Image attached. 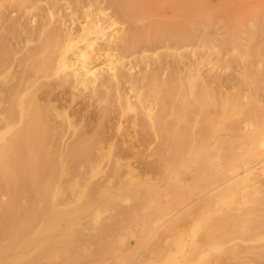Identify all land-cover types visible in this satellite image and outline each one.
<instances>
[{
	"label": "rangeland",
	"instance_id": "obj_1",
	"mask_svg": "<svg viewBox=\"0 0 264 264\" xmlns=\"http://www.w3.org/2000/svg\"><path fill=\"white\" fill-rule=\"evenodd\" d=\"M112 1L0 0V88L11 85L12 79L16 76L17 78L15 79L21 77L27 79L28 86H31L33 90L37 87L39 89V84L45 83L48 85L39 90L38 93L44 89L50 91L51 87L49 84L55 83V76L52 73L50 76L45 75L39 71V67L49 59L50 61L55 59L57 53L63 47V41L67 33L76 35L79 32L81 24L84 21L90 20L93 16L100 18L101 23L107 18H111V20L116 19L117 27H114H125L128 36L135 32L150 37L151 42L149 44L144 41L133 49L126 51L127 53H122L123 55L118 51H115L113 54L119 58L124 56L122 62L127 65V69L132 68L133 75L135 74V77L141 79V84L137 86L144 87L143 89L141 88V93L147 97V100L150 99V105L154 108L153 112L163 118L165 116V121L174 122L182 126L185 124L184 119L182 116L176 117L175 115V111L178 112L182 104V98L180 97L184 96L190 101L192 100V108L187 112L189 113L187 114L188 132L194 139H200L202 134L200 126L203 125V121L213 120L214 132H211L207 137L209 140L207 145H210V148H203L199 142H196L194 143L196 147L192 146L189 149H185L182 153V158L173 166H169L162 161H155L157 164L149 162L144 158V155L146 153L153 154L154 152L152 151L157 149L161 144V140L157 138L155 131L147 128H144V131H142L141 127L138 128L136 126L137 137L141 140L137 142L138 145L135 142L139 147V149L135 150L138 152V155H136V158L123 161L124 163L122 162V166L119 167L120 175L118 174L119 177L117 178H108L115 169L111 165V162L107 161L108 158L97 161L96 158L87 160L84 157H79L75 159L76 161L59 163L55 167L57 173L54 172V176L50 181L48 180V183L44 180L43 185L40 187L41 189L36 188L37 192L30 189L20 191L22 193L17 198L18 203H16L15 207L17 206V209L23 212L28 209L31 199L34 196H38L43 187L45 188V184L50 185L47 187L48 192H51V199L47 201L48 203L42 204L44 210L42 218L33 226V231L30 235L33 237V241L26 247L18 244L14 238L13 231L6 227L4 223L7 207L14 203L11 196L13 194L12 188L7 187L5 181H2L0 184V200H2L0 201V264H45V262L46 264H214V223H226L225 217L231 213L236 218V222L245 221L248 227L252 226V229L243 230L244 226L241 223L233 222L234 226H236L234 229L236 232L239 230L241 238L234 235L227 237L219 236L215 238V243L222 244V252H227L228 250L231 252L234 248L241 247L242 251H240L236 259L231 261H237L238 264H264V183H262V181L264 182V175L260 172L261 170L255 171L258 183L248 187L246 192L243 193L244 196L241 192H235L234 196H231V200H229L233 201V203L228 201V205L222 202L218 204V199L216 198L215 207H211V212L207 209V206L213 198L210 193L207 194L209 188L205 187L204 178L202 179L201 175H198L199 170L204 169V167L200 166V162L206 161L208 169L214 166V170L220 169L222 171L226 167V158L236 155V153L240 154H237L238 158L241 157L239 162L235 163V166L238 165L236 169H239H237V172H243L248 168V165L249 167L255 166L256 168L261 165V163H258L263 155L260 157L256 156V158L250 156V153L247 152L249 147L247 138L257 133L264 136V0H135L136 4L145 5L146 8H143L144 10L138 14L137 19H126L135 25V27H132L133 30L130 31L128 30V24L122 22V25L121 20L117 19L120 15ZM179 7L185 9L181 10ZM170 25H174L172 27L173 35H176L177 29L178 31L186 30V38L179 39V37L168 35L167 29L170 28ZM138 27L139 29L137 30L136 28ZM5 57H8L10 63H12L11 70L9 69L7 72H4L2 68V62ZM71 57L73 56L71 55ZM102 60L103 57L96 60V62L99 63ZM122 71L126 72L127 70L122 69ZM174 71L179 77V81L182 80L186 84V88L184 89V94L181 92L182 87L181 90L177 89L178 93H181L180 97L177 96V93H175L177 97L173 96L176 99L174 102L175 109L177 108L173 112L171 106L161 103L162 99H160V95L163 93L164 86H161L159 81H163L168 76V73ZM149 76L155 77L157 81L159 80L156 85H148V80L143 82L144 84L142 83L143 78ZM14 82L16 80H13ZM189 82L192 83V86L195 85V95L190 92ZM129 88V83L122 82L120 86L121 93L126 94L130 92L128 91ZM201 89L206 96L198 94ZM87 93L89 92H86V95H88ZM53 96L58 99L54 104L58 112L60 111L59 113H64L67 110L68 114H73L72 109H75L76 106L66 107L65 101L59 98V96L67 97L63 94L61 88L53 91ZM218 96L221 98H217ZM219 101L220 104H218ZM231 102L232 104H230ZM225 103L226 106H224ZM203 104H206L207 107ZM158 105L164 110H161ZM7 106L6 104H2L0 109H4ZM251 106L255 110H252ZM99 107L101 108L102 105ZM109 107H107L108 111L105 112L102 119L99 116L102 115L101 111L94 105L78 110V113L73 117V128L64 127L59 130L60 134L56 137L57 144L52 149V154H56V156L64 155L66 153V146H63V144H67L75 138L76 134L72 136L74 132L79 133V131L86 130L88 131V136L100 137L107 134V132L108 134L119 135L124 130H132L130 122L136 114L138 115L139 109L121 117L113 112V108ZM258 107L261 109L259 110L260 112L258 111ZM138 108L140 107L138 106ZM197 109L199 112H197ZM159 110L161 111L159 112ZM226 110L229 111L227 112ZM194 113H196V116ZM191 118L196 121L191 120ZM108 122L110 125H108ZM232 125L235 127L240 126L241 129L234 128ZM105 127L108 128L106 129ZM119 128H121L120 133H116ZM62 130L63 132H61ZM9 135V133L4 134L5 137H9ZM141 135L143 137L147 136V138H143ZM167 136L170 137L169 135ZM148 139L150 141H147ZM143 142L145 145L140 146ZM149 144L151 145L150 148ZM146 146L148 148L147 152L145 151ZM208 151L214 157L211 156L209 158ZM122 152L129 151L125 149ZM165 153L167 155L169 151L166 150ZM129 168L132 171L131 173L128 171ZM1 170L2 167L0 166V173ZM172 171L175 172L172 173ZM102 180L105 182L103 183ZM131 180L135 184H132ZM100 182L105 186L109 185V189L121 186L125 192L130 190L129 187L131 185H134L135 191L133 193L126 192L127 197L124 196L125 198H118L114 208L96 207L95 204L98 200L99 192L93 186ZM222 182L220 180L214 183V187ZM175 184L179 185V190H182V192H190L192 195L189 196L187 194L182 198L183 201L182 199L178 200L174 191ZM75 185L77 189H75ZM60 186H62V189ZM224 186L218 189H224ZM148 187L152 189V192L148 191ZM172 187L173 190L171 189ZM175 189L178 188L176 187ZM54 191L57 193L52 198ZM216 191L217 189L214 193ZM221 192L224 193L225 189ZM68 194L70 198L74 195L73 199H70ZM68 199L70 200V204ZM71 200L74 201L71 202ZM51 201L54 205L64 209L65 217H63L56 228L42 229L47 225L48 217L51 219L49 212ZM55 201L58 202L56 203ZM87 202L93 203L92 210H90L91 207L89 208L90 211L83 209ZM188 203L190 204L187 205ZM201 203L204 205L203 207ZM137 207L140 208L137 209ZM214 209H219V212L213 214ZM193 214L194 217L192 216ZM241 215L244 216L241 217ZM157 217L163 218H161L162 220L158 224H155L152 221ZM146 220L149 222L147 223ZM242 238L244 241H242ZM226 240H232V244ZM53 241L56 243L53 244ZM228 255L226 254L225 257ZM44 258H48V261ZM43 259L44 262L42 261ZM80 259L83 260L81 261Z\"/></svg>",
	"mask_w": 264,
	"mask_h": 264
},
{
	"label": "bare ground",
	"instance_id": "obj_2",
	"mask_svg": "<svg viewBox=\"0 0 264 264\" xmlns=\"http://www.w3.org/2000/svg\"><path fill=\"white\" fill-rule=\"evenodd\" d=\"M112 3L114 5V7L117 8V11L119 12V15L121 16V17L116 16L117 19H120L121 23L123 22L124 24H128V26H129L128 30L129 31L133 30L132 27H135V25H133L134 23H131L127 20L137 19L138 14L146 8L145 5L136 4L135 0H113ZM179 8H181V7H179ZM182 9L183 8H181V10ZM123 23H122V25H123ZM116 25H117L116 19L111 20V18H107L104 22L101 23L100 18L93 16L90 20L84 21V23L81 24L79 32L76 35H74L72 33H67V36H66L65 40L63 41V45H62L63 47L57 53L55 59L53 61H50V59H49L45 64L40 65V67H39V71L43 72L45 75L50 76V74L52 73L55 76V83L49 84V86L51 87L50 91L44 89V90L40 91V93H38L39 90H41L44 87H47L48 85L45 83H42L41 85L39 84V89H37L38 88L37 87V88H35V90H33V88H31V86H28L27 79H25L24 77L15 79V78H17L16 76L12 79V82L10 81L11 85H7L5 83V85H7L8 87L3 86L2 88H0V106L2 104L3 105L6 104V106H7V104H8V106L5 107L4 109H0V166L2 167V170L0 173V184L2 181H5L6 186L12 188L13 194L11 196H12V202L14 203V204H10L9 207H7L4 223H5L6 227L10 228V230L13 231L15 240H17L18 244H20L23 247H26L27 245L32 243L33 237L30 235H31V232L33 231L32 230L33 226L36 223H38V221L42 218V213L44 211L42 208V204L47 202L49 199H51L50 198L51 192L50 193L48 192V187H47L49 184L48 185L45 184V188L43 187V190L42 191L40 190L39 195L34 196L31 199V202L29 204L28 209L23 211V212L22 211L20 212L17 209L18 208L17 206L15 207L16 203H18L17 198H19L18 197L19 194L22 193L20 191H25L27 189L36 190V188L41 189L40 187L43 185L44 180L48 183V180L50 181L52 179V177L54 176V172H56L55 167L58 166L59 163H63L64 161L65 162L66 161H69V162L74 161L76 158H79V157L80 158L84 157L87 160L88 159L91 160V158L92 159L96 158L97 161H101L103 159L108 158L107 161L111 162V165H113L115 168L112 171V173L109 175L108 178H110V179H114V177L117 178V177H119L118 174L120 172L119 167L122 166V164L124 163L123 161H129L131 158H136V155H138V152H136L135 150H137V148L139 149V147L137 146L138 145L137 142H140L141 140L137 137V130L135 128L136 126H138V128L141 127L142 131H144V128L151 129L152 131H155L157 138H159L161 140V144L157 147V149L155 151H152V152H154L153 154L152 153H149V154L146 153L144 155L145 156L144 158L147 159L149 162L162 161L169 166H173L182 158L183 151L185 149L191 148L192 146H195L194 143H196V142H199L200 146L203 148H208V147L210 148V145L209 146L207 145L208 141H209L207 139V137L211 132H214L213 120L209 119V120L203 121V125L200 126V128L202 130V134H201L200 139L197 138V139H199L198 141H197V139H194V137L189 134L188 127H187L188 126L187 125V114H189V113H187V112L189 109L192 108L191 106L193 103L191 102L192 100L190 101L187 97H184V96L180 97L179 96L181 93L180 92L178 93L177 89L181 90V87H182L181 92L184 94V89L186 88V84L182 80L179 81V79H178L179 77L177 76L175 71L172 73L171 72L168 73V76L166 78H164L163 81L161 80V82H160L158 80L159 84L161 86H164L163 87V93H162V95H160V97H161L160 99H162L161 103H163V105L168 104V106H171V109L174 112V109L176 107L174 105V102L176 101V99H175V97L173 98V96H176L175 93H177V96L182 98L181 99L182 104L180 105V103H179L180 109L178 110V112L175 111L176 112L175 115H176V117L182 116L185 124L180 126V124L170 122V121H165L164 114H163V116H164V118H163L162 116H159V114H156L153 112L154 108H152L150 105V103H151L149 101L150 99L147 100V97H145V95H143L141 93V91H142L141 88L143 89L144 87L143 86H141V87L137 86L138 84H141V79H139L138 77H135L134 76L135 74L133 75L132 68L127 69V65H125L122 62V59H124V56L119 58L118 56L113 54L115 51H118L121 54L125 53L126 51L133 49L135 46H138L139 44H141L144 41H146L149 44V42H151L150 37L144 36L140 33L137 34L135 32H134V34H131L130 36H128L126 34L127 29H125V27H122L119 24L122 28L121 27L116 28L117 27ZM114 26H116V27H114ZM154 27H156V26L154 25ZM172 27H174V25H170V28L167 29L168 35H170L172 37H179V39L186 38V36H187L186 30L178 31V29H177L176 35H173ZM175 27H177V26L175 25ZM136 29L138 30L139 27ZM122 33H123V35H121ZM30 53H31V51H30ZM71 55L73 57H71ZM101 57H103V60L101 62L97 63L96 60H98ZM39 59H40V57H39ZM20 60H22V59H20ZM33 62H32V64H33ZM2 63L1 64H2V68L4 69V72H7L12 67V63H10V59H8V57H5ZM23 67H24V65H23ZM31 69H32V66H31ZM122 69H125L127 71L123 72ZM16 70H18V69H16ZM35 78H36V76H35ZM124 79H125V81H124ZM13 80H16V82L13 83ZM145 81H147L148 85L149 84L156 85V83L158 82L157 79L153 76H149L146 78L144 77L142 83ZM122 82H126V83L130 84V88L128 91H130L132 93H130V92H127L126 94L121 93L120 86H121ZM162 84H164V85H162ZM194 86H192V83L189 82V89H190V92L193 93V95H195V91H196V90H194ZM197 87H198V85H197ZM57 88H61L63 91V94L67 96V97L64 96L65 98L59 96V98H61L62 101H65L66 107L70 108V107L76 106L75 109H72L73 114L72 113H71V115L68 114L67 110L64 113H59L60 111L58 112V109L56 108V106L54 104V103H56V101L58 99L53 96V91L57 90ZM127 88H128V86H127ZM158 88H159V86H158ZM126 91H127V89H126ZM86 92H89V93H87L88 95H86ZM122 92H123V90H122ZM160 92H161V90H160ZM187 92H189V91H187ZM155 93H156V91H155ZM150 94H151V92H150ZM198 94L200 96H203V95L206 96V94L204 93V91H202V89ZM158 95H159V93H158ZM219 97L220 96H218L217 98H219ZM195 100H197V99H195ZM200 100H201V98H200ZM197 101H199V100H197ZM229 101H230V99H229ZM223 102H224V100H223ZM255 103H256V101H255ZM104 104H105V106H104ZM218 104H220V101L218 102ZM230 104H232V102ZM93 105L95 107H98L99 111H101L102 115H99L100 119H102L103 118L102 116H104L105 112L108 111V108H107L108 106H110L109 108H113V112H115V114H117L121 117L128 115L130 112L136 111L139 109L138 115L134 112L136 115H135L134 119L132 118V121L130 122L131 124L129 123L132 130L127 129V130H124L120 133L121 128H119V130H117V132H116V133H120L119 135H112V134H108V132H107V134L100 136V137H93V136L90 137V136H88V131H86V130L79 131V133L74 132L72 136H74L76 134L75 138L71 142L68 141L69 143L63 144V146H66V153L64 155L61 154V155H57V156H56V154H52L53 153L52 149H54V147L57 144L56 137L60 134L59 130L61 128L63 129L64 127H69V128L72 127L73 128V126H72L73 117H74V115H76L78 113V110L84 109L86 106L89 107V106H93ZM101 105H102V107L100 108L99 106H101ZM160 105H158V107H160ZM203 105L206 106V104H203ZM222 105H223V103H222ZM138 106L140 108H138ZM224 106H226V103ZM161 107H162V105H161ZM206 107H205V109L208 110ZM219 107H220V105H219ZM251 107L253 108V106H251ZM210 108H211V106H210ZM161 110H164V109L161 108ZM161 110H159V112ZM165 110H166V108H165ZM252 110H255V108H253ZM259 110H261V109H259V107H258V111ZM197 112H199L198 109H197ZM91 113H93V112H91ZM214 113H215V111H214ZM194 114L196 116V113H194ZM252 114H254V113H252ZM192 115H191V117L194 118V116H192ZM85 116H86V114H85ZM99 116H97V117H99ZM173 117H175V116L173 115ZM212 117H213V115H212ZM260 117H261V115H260ZM177 120H178V118H177ZM191 120H193V119L191 118ZM244 120H246V119H244ZM248 123H250V122H248ZM105 124H104V126H105ZM254 124H255V122H254ZM108 125H110L109 122H108ZM228 126L230 127V125H228ZM124 127H125V124H124ZM232 127L241 129L240 126L235 127L232 125ZM94 128L96 129L95 125H94ZM226 129H229V128H226ZM70 130H73V129H70ZM222 130H221V132H222ZM109 131H110V129H109ZM196 131H198V130H196ZM61 132H63V130ZM6 133L10 134L9 137L4 136V134H6ZM167 135H169L170 137H168ZM141 137H143V136L141 135ZM145 137L147 138V136H145ZM145 137H143V138H145ZM218 138H219V136H218ZM227 139H229V138H227ZM160 140H159V142H160ZM147 141H150V140L148 139ZM151 141H153V140H151ZM60 142H61V139H60ZM135 142L137 145L135 144ZM144 142L141 143L140 146H144L145 143H147V142H145V143ZM247 142H248V146H249L247 152L250 153V156L260 157L263 155V157L260 159V162L258 163V164L261 163V165L257 168L255 166L249 167V165L247 164L248 168H246L243 172H237L239 169L238 168H237L238 170L236 169V167L238 165L235 166V163L239 162V159L241 158V157L238 158V156H237L238 153H236V155L229 156V158L228 157L226 158L227 159L226 165H225L226 167H224L222 169V171H220V169L214 170V166H212L211 169H208L206 161L200 162V166L204 167V169L203 168L200 169L198 175H201L200 177L202 179L204 178L203 179L204 185L206 188H209L208 191L206 190L207 194L210 193L211 197L213 198V200L207 206V209L210 210V212L212 209L211 207H213L217 201V200H215L216 198L218 199V201H217L218 204H219V202L226 203V204L229 202L233 203V201H229V200H231V196H234L235 192L238 191V192H241L243 194L244 192H246L248 187H250L253 184L258 183L257 178L255 177V171L256 170H258V169L261 170L260 172H262L264 175V136L260 135V133L252 134L249 138H247ZM147 146H146L145 151L148 150ZM150 146L151 145L149 144V148H150ZM223 147H224V145H223ZM57 149H58V146H57ZM125 149L128 150L129 152H122ZM152 149L154 150V148H152ZM236 149H238V148H236ZM239 149H241V148L239 147ZM166 150L169 151V153L167 155H166V153L164 154V152ZM210 151H208L209 158L211 156L214 157V155L210 154L211 153ZM212 153H214V152H212ZM222 153H223V151H222ZM140 154H141V152H140ZM231 154H232V152H231ZM241 154H244V153H241ZM191 155H192V153H191ZM206 155H207V152H206ZM238 155H240V154H238ZM250 156H249V158H250ZM96 159H95V161H96ZM134 161H136V160H134ZM207 161H209V160H207ZM219 162H220V160H219ZM149 168L151 169V167H149ZM182 169H183V167H182ZM132 170H134V169H132ZM128 171H129V173L132 172L130 168ZM145 171H146V169H145ZM167 172L170 173L169 171H167ZM174 172L175 171H172V173H174ZM260 172H258V173H260ZM181 174H182V172H181ZM185 174H187V173H185ZM104 175H105V173H104ZM161 175H162V173H161ZM126 176H129V175H126ZM59 178H61V177H59ZM53 179H55V178H53ZM261 179H262V176H261ZM83 180H84V178H83ZM220 180H222L223 182L221 184H219L218 186L214 187V183H217ZM78 181H79V179H78ZM102 182H103V180H102ZM130 182L132 183L133 181L131 180ZM53 183H54V180H53ZM103 183L100 182V183H97L93 186V188H95V190H97L99 192V197L97 198L98 200L95 204L96 207L102 206V207H108V208L113 207L114 208L116 206V201L118 198L121 199L122 197L126 196V192L127 193L128 192L133 193L135 191L134 185H131L129 187L130 190L125 192V190H122L123 188H121V186L118 188L109 189V187H108L109 185L105 186V185H103ZM183 183H181V184L183 185ZM262 183H264V182L262 181ZM77 184L79 185L78 182H77ZM132 184H135V182ZM175 185L176 186H174V191H175V196L177 197L178 200L184 198L187 194L189 196L192 195L190 192H185V191L182 192V190H179V188H180V187H178L179 185H177V184H175ZM223 185H225L224 186V189H225L224 193L221 192L224 189H218V188H221ZM128 186H129V184H128ZM61 187L62 186H60V188ZM74 187H76L75 189H77L76 185ZM176 187L178 189H175ZM206 188H204V189H206ZM171 189L173 190V187ZM216 189H217V191L214 193V191ZM6 190H7V188H6ZM201 190H203V189H201ZM37 191L38 190H36V192ZM59 191H61V190H59ZM148 191L152 192V189L148 187ZM72 192H74V191H72ZM55 193H57V192L54 191V193L52 194V198L54 197ZM71 194H70V196H71ZM75 195H77V194H75ZM80 195H81V193H80ZM243 196H244V194H243ZM68 197H69V194H68ZM72 197L71 198L69 197V198L73 199ZM141 197H143V196H141ZM77 199H78V197H77ZM0 201H2V200H0ZM72 201H74V200H71V202ZM182 201H183V199H182ZM64 202H66V201H64ZM184 202H186V201H184ZM156 203H158V202H156ZM159 203H160V201H159ZM190 203H188L187 205H189ZM69 204H70V200H69ZM92 204H91V202H87L84 205L83 209L88 210V211L92 210V207H93ZM149 204H151V203H149ZM50 205H51V207H50L49 212L51 214L50 215L51 219H50V217H48L47 225L42 229H52L54 227L56 228V226L59 225V223L62 221L63 217H65L64 216V212H65L64 209L59 208L58 206L54 205L52 201L50 202ZM201 205H202V203H201ZM230 205H232V204H230ZM7 206H8V203H7ZM203 206L204 205H202V207ZM147 207H149V206H147ZM162 207H164V206H162ZM89 208H90V210H89ZM134 208H136V207H134ZM138 208H140V207H137V209ZM75 210H76V208H75ZM78 210H80V209H78ZM156 210H157V208H156ZM247 210H248V208H247ZM198 211H200V210H198ZM201 211H203V210H201ZM156 212L158 213V211H156ZM218 212H219V209H214L213 214H217ZM259 212H261V211H259ZM150 213L152 214V212H150ZM66 214H67V212H66ZM252 214H253V212H252ZM67 215H66V217H68ZM196 215H198V214H196ZM234 215H235V213H234ZM244 215H241V217H243ZM262 215H263V213H262ZM161 216H162V214H161ZM192 216L194 217V214ZM192 216H191V219H192ZM161 218H163V217H157L152 222L153 223L155 222V224H158L162 220ZM188 218H190V217L188 216ZM109 221H110V219H109ZM225 221H226V223H223V224L222 223H217V224L214 223V264H238L237 261H236L237 262L236 263L235 261H231V260L237 258V255H239L240 251H242L241 247L240 246L238 248L236 247V248H234V250H231V252L229 250L227 252H222V249H223L221 247L222 244L215 243V238L219 237V236L220 237H222V236L227 237V236H231V235L238 236V238H241L239 236V234H240L239 230H237V232L235 231L234 227H236V226H234L235 224L233 222L239 223V224L241 223L244 226L243 230H245V229L251 230L252 226L248 227L246 225L247 222H245V221L236 222V218L233 217L232 213L226 215ZM146 222H147V220H146ZM93 223H94V221H93ZM130 223H131V221H130ZM261 223H262V221H261ZM143 224H144V222H143ZM219 233H221V235H219ZM41 235H43V234H41ZM62 238H64V237H62ZM2 239H4V238H2ZM231 241L232 240L227 241V242L231 243ZM242 241H244V239ZM55 243L56 242L53 241V244H55ZM62 245H64V244L62 243ZM10 248H12V247H10ZM50 251H51V249H50ZM84 254H86V253H84ZM226 254H229V255L225 257ZM43 256H45V255H43ZM85 256H87V255H85ZM78 257H79V255H78ZM44 259H46V258H44ZM44 259L42 260L43 262H44ZM70 259H71V257H70ZM45 264H46V262H45Z\"/></svg>",
	"mask_w": 264,
	"mask_h": 264
}]
</instances>
